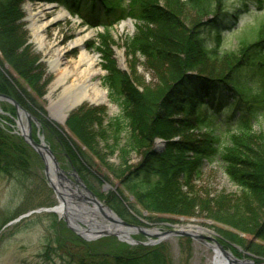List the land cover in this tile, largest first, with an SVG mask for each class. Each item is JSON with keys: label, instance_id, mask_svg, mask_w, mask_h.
<instances>
[{"label": "trees", "instance_id": "16d2710c", "mask_svg": "<svg viewBox=\"0 0 264 264\" xmlns=\"http://www.w3.org/2000/svg\"><path fill=\"white\" fill-rule=\"evenodd\" d=\"M37 1L65 6L86 23L103 26L104 36L119 21L127 17L136 20L137 31L125 42L127 52L135 58L136 53L144 57V67L152 72L155 82H140L134 76L135 66L131 73L119 69L104 41L98 47L107 71L104 80L111 96L120 100V116L111 118L104 127L102 109L79 108L65 121L67 135L61 125L46 117L40 102L45 89L43 70L27 43L20 8L23 0H0V93L12 97L36 118L41 130L46 129L56 139L69 166L91 189L87 174L96 181L101 177L80 158L81 147L72 139L94 153L98 139L109 152L118 149L121 162L106 168H112L110 171L120 178L135 205L149 213L194 215L198 198L193 179L200 175L204 162L220 160L241 195L239 203L231 207L232 214L219 210L217 218L261 242L251 243L230 230L219 232V241L225 247L229 241L234 252L237 249L232 243L264 258V132H256L252 126L264 116V21L250 28L237 48L221 49L222 22L228 12L224 0ZM253 1L262 8L264 0ZM242 5L248 10L247 0H242ZM240 11L231 13L233 19ZM0 103V173L23 175L32 149L13 131L15 107ZM124 126L128 130L121 142L119 133ZM224 127L227 134L233 131L229 143L222 135ZM156 138L165 142L160 151L153 147ZM131 151L139 154L135 164L128 159ZM97 195L117 214H128L122 195ZM231 196L222 194L218 200L226 205ZM54 224L55 248L64 249L70 264H170L165 245L127 247L112 236L89 242L63 221L55 220ZM181 241L190 244L191 238L182 237ZM104 245L110 248L105 250Z\"/></svg>", "mask_w": 264, "mask_h": 264}, {"label": "rangeland", "instance_id": "374dc122", "mask_svg": "<svg viewBox=\"0 0 264 264\" xmlns=\"http://www.w3.org/2000/svg\"><path fill=\"white\" fill-rule=\"evenodd\" d=\"M28 2L34 7L38 5V1L23 0L20 4V8L22 11L23 27L27 31V43L29 44L31 51L38 56V61L43 70L42 80L45 82V89L40 102L46 111V117L51 122L61 125L63 131L67 135H69L70 132L65 126V121L73 111H76L79 108H83L84 110L93 107L102 109V122L104 127L108 125L111 118L116 119L120 116V100L116 98L114 99V97L111 96L110 89L104 80L107 71L103 67L104 59L101 51L98 49V47H102L104 41L107 43L111 52V57L116 65L117 61L120 60L119 53L121 54V57H123L122 68L117 66L119 69L131 73L133 66H135L136 74L134 76L140 82L145 84L155 82L152 72L144 67V57L136 53L135 58V56H132V54L127 52L125 42L136 33V20L131 18L129 24L127 23V20L124 19L123 22H126L124 29H119L121 22H118L110 27L107 32L108 35L104 36L105 30L103 26H92L90 23H86L80 15L72 14L70 12L69 17L67 18L49 22V19L56 10V7H50L49 9H44L41 15L38 16L39 23L46 21L49 22L43 30L45 48L41 50L34 42L29 28L30 22L28 12L25 8V4ZM224 3L228 12L226 13V21L222 22L221 41L218 47L221 49H235L238 46L240 38L248 36V32L251 30L250 28H254L260 21H264V2L262 8L259 9L253 0H247L248 10L246 11L243 10L242 0H224ZM64 8L67 10L66 7ZM238 8L241 11L238 14L237 19H233L231 13H234ZM89 30H94L95 34L91 38L85 40L84 46L88 50L94 51L99 55V65L102 68L101 84L107 91L108 102L99 105L83 103L74 108L64 121L58 122L51 116V108L47 97L51 84L55 78V74L49 70L47 64V59L52 51L50 45L53 43H57L59 46L66 45L67 42L75 38L78 33L81 34ZM209 43L211 46L215 47V41L211 40ZM77 54V47H73L65 51L63 58L70 59L77 56ZM60 90V87L54 90L51 97L58 98ZM1 105L2 104L0 103V109ZM58 105L55 107H58ZM258 119L259 120L252 125L253 130L256 132H264V116H260ZM30 124L32 133L34 132L36 134V132L33 131V127H35L37 131V126L33 121H30ZM13 128V131L15 130L14 132L16 133L18 128L15 124ZM227 129V127L223 128L224 133L222 135L225 137L227 143H229V135L233 131L227 134ZM42 130L40 129L39 132L43 134L45 143L56 153L61 167L64 168H62L64 173L72 180V183L78 186L75 177L72 175V166H69L66 156H64L65 151L62 153V150H60L57 145L58 142L56 139L54 138V140L46 129ZM127 130L128 126H124L121 129L119 133L121 142L125 140ZM188 133L190 134L191 132L188 131ZM159 139L160 138H156L153 145L154 149L157 151L162 150L165 143L159 141ZM72 140L73 142H76V147H81V153L79 154L80 158L86 163V165H88L93 173L98 175V177H101V181H96L91 175L87 174L89 182H91L94 187V189L91 190L95 194H108L114 192L117 195L123 196V202L127 206L129 212L128 214H124L126 220L124 217L116 213L121 219L125 221L129 219L131 220L129 221L130 223L137 224L143 228L154 229L155 232L165 233L177 229L186 230L187 228L182 226L191 224L213 231L215 234H211L206 230L197 229L199 233L211 235L217 238V240L222 238L220 234L222 230H230L234 233H239L244 240H249L251 243L255 244L261 242L258 238L252 237L251 234L238 232L229 224L218 220L221 219L217 218V212H219V210H222V213L226 214L233 213L231 207L236 203H239L241 195L240 189L237 185L229 180L225 173L224 165L220 160L217 159L212 163L204 162L200 175L193 179L194 193L198 198L194 215L185 217L161 213H149L135 205L130 192L123 188L120 178L114 176L110 171L112 168L110 170L106 168L112 166L117 167L121 162L122 158L118 149L109 152L108 149L105 148V142L98 139L96 145L97 153H94L86 146L82 145L75 137ZM30 148L33 153L31 152L30 154L29 168L24 171L23 175L18 172H15L12 176L0 173V264H70L68 263L69 260H67L64 255V249L59 246H57L58 249L55 248L56 243H54V236L55 231L57 230L55 229V220L63 221L68 229L85 241L96 242L106 236H113L117 243L123 244L127 247H133L140 244L141 246L165 245L170 254V264H212L213 250L199 239H194L189 236L166 235L160 236L161 238H159L157 235L144 234L138 230L131 234V237L136 241L135 243H128L125 240L118 239L113 233L108 235H98L92 239H85L80 236L68 227L63 218H58L57 213L40 210L45 207L57 206L60 204L61 200L46 179L44 161L32 147ZM128 159L130 163L135 164L139 160V154L131 151L128 155ZM63 182L66 181L63 180ZM70 187L73 189V184ZM76 194L77 192L73 191L72 195L75 196ZM222 194L232 195L230 197L231 199H228L226 205H223V202L218 200V197ZM129 214L132 215L134 219L130 218ZM222 219L225 220L226 218L222 216ZM80 225L84 227L83 224ZM62 228L63 227H61V229ZM182 237L191 238V243L188 244L181 241ZM151 240L158 241L155 243H148V241ZM225 244L226 249L236 258L253 264H264V258L250 250L232 243L233 247L235 246L237 249V251L234 252L229 247L231 244L229 241H226ZM108 247V245H104L102 248L107 250ZM248 262L245 264H248Z\"/></svg>", "mask_w": 264, "mask_h": 264}, {"label": "bare ground", "instance_id": "6f19581e", "mask_svg": "<svg viewBox=\"0 0 264 264\" xmlns=\"http://www.w3.org/2000/svg\"><path fill=\"white\" fill-rule=\"evenodd\" d=\"M25 8L28 12L29 18V28L31 30V34L33 36L34 42L37 47L41 50L45 48L44 35L43 30L49 22L64 19L69 17L68 11L62 7L61 5L56 6L55 12L52 14L49 22H38V16L44 11V9H49L50 6L46 3H38L37 6L32 7V5L28 2L25 4ZM126 22H121L119 25V29L122 30L125 27ZM127 23L130 24L129 21ZM95 34L94 30H89L87 32L78 33L75 38L69 40L66 45L59 46L57 43H53L50 46L52 47V51L50 52V56L47 59V64L49 70L55 74V78L51 84V88L49 94L47 95L49 100V105L51 108V116L58 118L55 114L58 110L56 105L62 103L69 106H74L75 108L83 103L99 105L102 103H107V91L102 87L101 84V74L102 68L99 65V55L91 50H88L84 46V42L86 39L91 38ZM77 47L78 54L75 57L70 59L63 58L65 51ZM120 58L121 54L119 53ZM61 88L60 94L58 98L51 97V94L57 88ZM54 107V108H53ZM25 125V121L23 122ZM26 126V125H25ZM27 127V126H26ZM28 129V127H27ZM25 131L27 132L26 128ZM47 146V145H46ZM46 163L48 166L49 177L53 184L60 191V206H58L57 212L62 214V210L64 205H71L76 207V203L71 199L68 201V204L63 203V199H68V195H72L74 192H79L80 189L77 187L75 189V184L73 185V189L70 187V183L63 182L59 184V180L57 176L53 173L52 165L50 158H46ZM64 186V187H63ZM82 194H85L84 192ZM63 206V208H62ZM105 210V209H104ZM75 211V210H73ZM99 214L100 211L96 210ZM106 211V210H105ZM109 213L108 211H106ZM111 214V213H109ZM85 217V215H84ZM75 226H79L76 222L71 221ZM80 227V226H79ZM185 228H190L194 231V229L198 230H207L198 225L187 224L184 225ZM106 230H111L121 235L123 238L131 239L132 230H128V232H123L120 227H112L109 224L105 225ZM148 232L155 231L154 229H146ZM157 231V230H156ZM123 234V235H122ZM225 258L220 252L214 248L213 249V261L215 264H230L228 261L225 262Z\"/></svg>", "mask_w": 264, "mask_h": 264}, {"label": "water", "instance_id": "95a60500", "mask_svg": "<svg viewBox=\"0 0 264 264\" xmlns=\"http://www.w3.org/2000/svg\"><path fill=\"white\" fill-rule=\"evenodd\" d=\"M56 5V3H49V6L50 7H54ZM127 21L131 22V19L130 18H127L126 19ZM122 58L120 60L117 61V66L122 68ZM0 101H6L10 104H12L15 109H16V124H17V127L19 128L20 130V134L22 135V137L24 138L25 142L28 143L34 150L35 152L41 157V159L44 161V172H45V176H46V179L47 181L49 182V184L53 187V189L56 191V193L58 194V197L60 196V191L57 189V187L55 186V184L52 183L50 177H49V171H48V166H47V163H46V158L49 157L50 160H51V165H52V169H53V173L57 176L58 180H59V184H62L63 183L61 182V179L63 178V172L62 170L60 169L59 165H58V162H57V159L56 157L54 156L52 150L45 146L44 144V137L43 135H39L38 134V140L36 141L33 137H32V129H31V124H30V121H34L35 118L33 116H31L29 114V112L27 110H25L23 107H21L12 97L8 96V95H5L3 93H0ZM75 107L74 106H69L66 105V104H62L60 103L58 105V110L56 112V116L58 118H55L54 119L58 122H62L64 121L65 118H67V116L70 114V112L74 109ZM23 120L25 121V125L23 124ZM39 125V124H37ZM25 128L27 130V132L25 131ZM159 141H162L164 142L163 140L159 139ZM73 175L75 177V181L77 182L78 185H80L82 187V189L84 190V192H86L87 194L90 195V199L99 207V209L101 210L102 207H105L106 210L109 211V213L111 214H105L103 212V218L108 220L109 222H111V224H113V226H123L125 227L126 229L125 230H122L123 232H128L127 230V227L128 228H133V229H138L140 230L142 233L144 234H152V235H157L159 236V238H161L160 236H166V235H184V236H189L191 238H194V239H199L200 241H202L205 245H207L208 247H210L212 250L214 248H216L220 254L223 255V257L226 259V261H228L230 264H245L247 263L248 261H245V260H240L238 258H236L230 251H228L227 249L224 248V246L213 236L211 235H206V234H202V233H199L198 231L196 230H192V229H187V230H183V229H177V230H174V231H169V232H155V231H152V232H148L146 229L140 227V226H137L135 224H131V223H128L122 219H120L119 217L115 216V213L107 206H104L102 205L99 200L97 199V197L91 192V190H89L86 185L83 183V181L73 172ZM67 182L71 183L70 180H67ZM64 187V186H63ZM78 186L75 185V188H77ZM73 195H68V199H63V203L64 204H67V200L69 201ZM60 198V197H59ZM73 198L77 199L78 201H82L79 196H73ZM76 205H78L79 202H75ZM60 206L59 205H55L53 207H45V208H42L40 210H44V211H52V212H55V213H58L57 212V207ZM63 208V206H62ZM73 210H76L77 212H79L78 209L75 208V206H71V205H64V208L62 210V214H59V217H63L68 225L69 228H71L72 230H74L76 233H78L80 236L84 237L85 239H92L95 237V234H101V233H98V229L99 228H102V224L100 223H97V222H89L87 219H83L82 220H79L77 217V213ZM71 219L72 221H81L82 223H84L87 228H81V227H75L72 223H71ZM81 231V232H79ZM104 233H109L108 230L107 231H104ZM211 234H214L212 231H210ZM117 234V233H116ZM123 235V234H122ZM118 238L123 240V239H128V238H123L121 235L117 234ZM133 241V240H131ZM158 240L156 241H148V243H155L157 242ZM212 264H215L214 261L212 262ZM219 264V263H218ZM223 264V262L221 263ZM248 264H253L251 262H248Z\"/></svg>", "mask_w": 264, "mask_h": 264}]
</instances>
